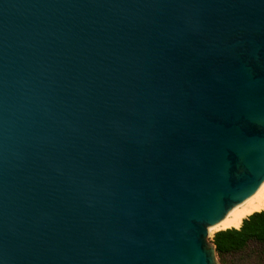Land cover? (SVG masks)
Segmentation results:
<instances>
[{"label": "water", "instance_id": "95a60500", "mask_svg": "<svg viewBox=\"0 0 264 264\" xmlns=\"http://www.w3.org/2000/svg\"><path fill=\"white\" fill-rule=\"evenodd\" d=\"M263 186L264 0H0V264H220Z\"/></svg>", "mask_w": 264, "mask_h": 264}, {"label": "trees", "instance_id": "16d2710c", "mask_svg": "<svg viewBox=\"0 0 264 264\" xmlns=\"http://www.w3.org/2000/svg\"><path fill=\"white\" fill-rule=\"evenodd\" d=\"M211 242L220 264H264V210L243 219L239 229L214 233Z\"/></svg>", "mask_w": 264, "mask_h": 264}, {"label": "bare ground", "instance_id": "6f19581e", "mask_svg": "<svg viewBox=\"0 0 264 264\" xmlns=\"http://www.w3.org/2000/svg\"><path fill=\"white\" fill-rule=\"evenodd\" d=\"M262 210H264V186L224 220L217 224L213 229H211L209 233L213 234L217 231L231 228L239 229L243 219Z\"/></svg>", "mask_w": 264, "mask_h": 264}, {"label": "rangeland", "instance_id": "374dc122", "mask_svg": "<svg viewBox=\"0 0 264 264\" xmlns=\"http://www.w3.org/2000/svg\"><path fill=\"white\" fill-rule=\"evenodd\" d=\"M216 233V232H215ZM213 235H214V233L213 234H210L209 233V236H208V240L211 242V240H212V238H213Z\"/></svg>", "mask_w": 264, "mask_h": 264}]
</instances>
